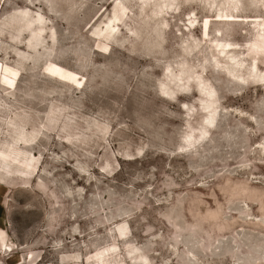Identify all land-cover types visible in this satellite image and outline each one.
Masks as SVG:
<instances>
[{"label": "rangeland", "instance_id": "1", "mask_svg": "<svg viewBox=\"0 0 264 264\" xmlns=\"http://www.w3.org/2000/svg\"><path fill=\"white\" fill-rule=\"evenodd\" d=\"M258 32L264 0H0V264H264Z\"/></svg>", "mask_w": 264, "mask_h": 264}, {"label": "bare ground", "instance_id": "2", "mask_svg": "<svg viewBox=\"0 0 264 264\" xmlns=\"http://www.w3.org/2000/svg\"><path fill=\"white\" fill-rule=\"evenodd\" d=\"M258 34V36L262 39L261 41L263 42V44H264V34L263 33H257ZM262 45V44H261Z\"/></svg>", "mask_w": 264, "mask_h": 264}]
</instances>
